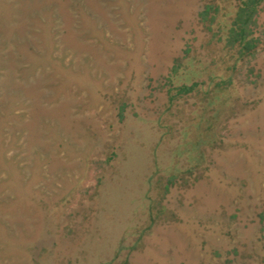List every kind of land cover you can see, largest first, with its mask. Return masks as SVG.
<instances>
[{
	"label": "rangeland",
	"instance_id": "obj_1",
	"mask_svg": "<svg viewBox=\"0 0 264 264\" xmlns=\"http://www.w3.org/2000/svg\"><path fill=\"white\" fill-rule=\"evenodd\" d=\"M238 3L0 0V264H264V3L244 56L202 14Z\"/></svg>",
	"mask_w": 264,
	"mask_h": 264
},
{
	"label": "trees",
	"instance_id": "obj_2",
	"mask_svg": "<svg viewBox=\"0 0 264 264\" xmlns=\"http://www.w3.org/2000/svg\"><path fill=\"white\" fill-rule=\"evenodd\" d=\"M263 3L264 0H239L234 14L230 18V21L228 20L229 22L218 19V15H220L219 6L211 9L213 5L209 4L202 14L205 19L209 15V28L211 30H213L212 24L214 23L216 27H219V32L222 31L219 37L220 40H224L226 45L231 48L236 45L238 55L244 56L248 52L251 53L256 47L258 37L255 36L252 25L255 22V16L259 11L260 5ZM177 70V67L173 68V72H177ZM197 85L198 83H193L192 85L183 84L179 86L177 93H188L194 90ZM174 98V95H171L170 99L173 100Z\"/></svg>",
	"mask_w": 264,
	"mask_h": 264
}]
</instances>
